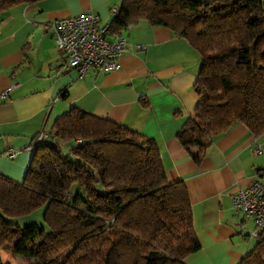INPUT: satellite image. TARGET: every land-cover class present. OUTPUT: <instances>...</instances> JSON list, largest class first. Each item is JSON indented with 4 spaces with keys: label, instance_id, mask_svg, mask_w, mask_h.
<instances>
[{
    "label": "trees",
    "instance_id": "1",
    "mask_svg": "<svg viewBox=\"0 0 264 264\" xmlns=\"http://www.w3.org/2000/svg\"><path fill=\"white\" fill-rule=\"evenodd\" d=\"M39 1L0 0V12ZM116 8L112 37L145 21L198 52V101L175 135L196 164L237 123L264 133V0H121ZM50 130L53 145L32 149L22 181L0 174V250L25 264H186L200 248L188 191L167 180L154 139L76 107ZM42 206L47 230L7 219ZM238 264H264L263 237Z\"/></svg>",
    "mask_w": 264,
    "mask_h": 264
},
{
    "label": "crops",
    "instance_id": "2",
    "mask_svg": "<svg viewBox=\"0 0 264 264\" xmlns=\"http://www.w3.org/2000/svg\"><path fill=\"white\" fill-rule=\"evenodd\" d=\"M120 2L43 0L0 12V92L15 85L0 97V174L22 181L33 155L24 148L71 107L107 118L154 139L167 180L184 181L200 243L185 263L238 264L255 240L252 221L233 209L231 196L254 180L264 184V133L255 137L237 123L214 138L199 164L191 159L175 135L198 101L200 56L164 26L140 21L122 30L145 48L122 55L115 71L91 68L79 77L68 67L52 22L91 12L108 23ZM11 149L14 158L5 155Z\"/></svg>",
    "mask_w": 264,
    "mask_h": 264
},
{
    "label": "built area",
    "instance_id": "3",
    "mask_svg": "<svg viewBox=\"0 0 264 264\" xmlns=\"http://www.w3.org/2000/svg\"><path fill=\"white\" fill-rule=\"evenodd\" d=\"M116 9L111 8V12L115 13ZM51 26L56 48L63 54L66 65L77 70L79 77L91 68L115 71L122 55L145 48L142 44L128 42L124 36L112 37L109 23H101L98 15L91 12L58 18ZM14 88L15 85L8 86L0 92V97L5 98ZM46 139L54 142L51 130L42 128L24 149L32 150ZM17 152L11 149L5 155L14 158ZM255 152H261L259 146ZM231 204L236 212L252 221L249 238H264V184L254 180L239 188L232 194Z\"/></svg>",
    "mask_w": 264,
    "mask_h": 264
},
{
    "label": "rangeland",
    "instance_id": "4",
    "mask_svg": "<svg viewBox=\"0 0 264 264\" xmlns=\"http://www.w3.org/2000/svg\"><path fill=\"white\" fill-rule=\"evenodd\" d=\"M76 191H81L83 193V190L78 185L73 184L71 187V192L75 193ZM43 211H44V207L42 206L30 214L19 216V217H9L7 219L11 222L17 223V225L20 227L35 224V225L43 226L47 230V227L43 220ZM251 227H252V224H251ZM0 258L3 264H25L26 263L22 257L14 256L11 252L3 250V249L0 250Z\"/></svg>",
    "mask_w": 264,
    "mask_h": 264
},
{
    "label": "water",
    "instance_id": "5",
    "mask_svg": "<svg viewBox=\"0 0 264 264\" xmlns=\"http://www.w3.org/2000/svg\"><path fill=\"white\" fill-rule=\"evenodd\" d=\"M43 144L48 145V146H52L53 141L51 139H46V140H44Z\"/></svg>",
    "mask_w": 264,
    "mask_h": 264
}]
</instances>
